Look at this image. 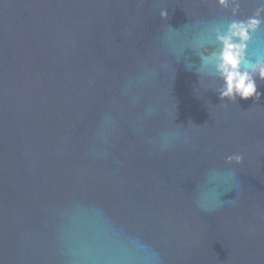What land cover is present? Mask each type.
Listing matches in <instances>:
<instances>
[{
	"label": "water",
	"instance_id": "95a60500",
	"mask_svg": "<svg viewBox=\"0 0 264 264\" xmlns=\"http://www.w3.org/2000/svg\"><path fill=\"white\" fill-rule=\"evenodd\" d=\"M232 19L216 0H0V264H264V80L229 102L197 72L198 38Z\"/></svg>",
	"mask_w": 264,
	"mask_h": 264
},
{
	"label": "clouds",
	"instance_id": "9594fccd",
	"mask_svg": "<svg viewBox=\"0 0 264 264\" xmlns=\"http://www.w3.org/2000/svg\"><path fill=\"white\" fill-rule=\"evenodd\" d=\"M216 3L234 17L227 24L214 28V45H209L206 38H198V51L201 63L197 68L200 85L205 89L214 86L221 101L235 102L237 97L243 100L255 98L259 100L261 93L257 91V78L264 80V58H254L247 54L252 34L264 26V0H258L257 7L249 16L238 18L239 0H216ZM162 19L168 18L166 9L160 10ZM187 67L191 69L192 64ZM201 77L210 80L205 84ZM218 82V83H217ZM241 154L228 155L226 163L242 164Z\"/></svg>",
	"mask_w": 264,
	"mask_h": 264
}]
</instances>
